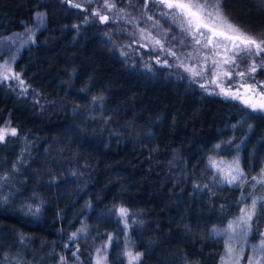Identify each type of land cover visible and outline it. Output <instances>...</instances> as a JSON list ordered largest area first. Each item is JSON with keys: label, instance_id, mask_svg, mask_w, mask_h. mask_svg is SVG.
<instances>
[{"label": "trees", "instance_id": "trees-1", "mask_svg": "<svg viewBox=\"0 0 264 264\" xmlns=\"http://www.w3.org/2000/svg\"><path fill=\"white\" fill-rule=\"evenodd\" d=\"M39 11L44 25L13 65L27 95L14 81L0 85V126L11 119L18 131L0 144V174L15 164L4 192L23 193L0 208V264H60L62 256L91 264L109 235L108 264H128L129 244L140 264H218L224 242L212 229L238 212L241 192L260 185L220 183L210 161L238 157L248 180L258 177L264 115L246 117L240 101L190 85L182 68L157 64L149 48L120 45L131 38L65 0H0V39L35 25ZM34 189L46 202L38 226L17 211ZM120 207L129 209L127 227ZM82 225L87 232L70 242Z\"/></svg>", "mask_w": 264, "mask_h": 264}, {"label": "snow or ice", "instance_id": "snow-or-ice-1", "mask_svg": "<svg viewBox=\"0 0 264 264\" xmlns=\"http://www.w3.org/2000/svg\"><path fill=\"white\" fill-rule=\"evenodd\" d=\"M88 3H92L93 0H87ZM151 2L154 9L152 15H148V4ZM258 3H264V0H257ZM144 7L140 9L144 13V17L148 21H152V27H160V21L154 19V16H159L169 25V31L172 28H176L186 38L179 41V44L184 47L191 46L194 51L184 54L188 61L192 63H186L185 59L177 55L176 51L168 48L165 49L161 40L152 36L151 32H147L144 28H139L137 24L139 35L142 40H148L149 44H141V47L151 46L152 51H156L159 47L162 52H166L168 56L175 59L174 65H168V61L164 60L162 66L182 68L184 72L189 73V84L195 85L198 83V79H203L204 83H200L199 87L204 90L208 95H223L225 100L232 101L237 100L243 105L240 107V111L244 113L246 117L254 118L252 114L264 115V81H255V74L257 72H264V35L255 36L245 31L242 27L231 22L224 9L227 7V0H143ZM76 8H81L80 4L73 5ZM131 7L135 5L129 4ZM116 3H109L108 0H104L103 8L109 12L116 10ZM92 17H99V22H109L108 15H101L100 10L97 9L91 13ZM125 9H118V18H125ZM117 17L112 18V22H115ZM135 18L126 20V23L133 24ZM84 23H88L86 17ZM37 27L44 25V14H36ZM75 27V26H74ZM32 32V30L25 28V33ZM165 36L168 35V31H165ZM172 40H176L173 36ZM19 42V43H17ZM34 32L32 35H28L27 39L23 38V34H15V38L9 37L0 39V85L6 81L16 82V87L20 89L19 94L22 96L27 95L29 86L25 84V81L21 78L20 73L14 72L12 65L16 63L17 57L20 54L21 49L25 45L34 43ZM131 47V45H129ZM204 50H209L205 52ZM121 55H126L121 53ZM7 57V59H5ZM247 64L245 71H239L240 63ZM157 64H161L159 58L156 59ZM225 66H228L227 68ZM149 67L146 65V68ZM235 73V76L239 79V83L232 84L229 88L225 89L221 87L222 80L231 79ZM211 75V79L208 76ZM184 78V77H182ZM253 80L254 83L246 84V80ZM209 85H216L220 87V91L216 92L215 89L209 90ZM259 85V87H257ZM12 87V85H9ZM232 87L236 88V91H232ZM243 89V93L240 91ZM34 91V90H33ZM98 98L94 97L95 102ZM250 110V111H249ZM242 124L243 121H240ZM236 125H233L235 128ZM251 130V125H248ZM18 131L15 127H11V119L6 122L5 126H0V144L5 143L7 137H17ZM221 145L214 146L215 149L220 148ZM237 151L239 145L236 146ZM211 165L217 168L219 173H223L220 183L232 185L236 190L245 183H250L253 188L257 184L264 187V169L258 177L254 176L251 181L244 175L243 170L239 167V158L237 157L231 164H228L227 172L220 168L219 164L215 161H210ZM223 163V162H221ZM18 169L14 164L10 173L0 174V208L10 207L16 202V199L23 195L18 189L13 188L10 192L5 194V187H11L10 176L16 173ZM54 182V181H52ZM50 182V183H52ZM207 187V185H205ZM245 199H250V205L240 209L239 215L228 222L225 229H212L213 238H221L227 236V242L224 246V254L220 257V264H241V260H244L245 264H264V233L259 231V221L264 219V196L255 197L251 192H241V198L237 203H243ZM45 201L41 199L36 190L34 189L32 194L24 199H20L19 207L17 211L20 213V219L26 223L32 224L38 222L43 215V209L45 207ZM119 217L124 218L125 227L128 226L129 209L125 207L119 208ZM257 223V227L253 228V223ZM136 223V221H133ZM87 228L82 225L81 228L73 232L69 237V241L72 242L80 234L86 233ZM255 234L260 237L259 244H249L250 254L245 258V243H247L250 234ZM29 239L25 235L18 234V240L22 246H26L25 241ZM238 239L240 241V247L233 246L231 241ZM113 243V237L108 236L107 243L101 248H97V257L95 264H107V255H101L102 252H106L107 248ZM65 247H68L65 245ZM78 251V248H77ZM128 258V264H140L141 253L135 254L129 249L123 253ZM72 257L78 260L77 252H72ZM7 259L3 253H0V261ZM12 259H16L13 257ZM20 264V261H17ZM60 264H67L65 257H60Z\"/></svg>", "mask_w": 264, "mask_h": 264}, {"label": "rangeland", "instance_id": "rangeland-1", "mask_svg": "<svg viewBox=\"0 0 264 264\" xmlns=\"http://www.w3.org/2000/svg\"><path fill=\"white\" fill-rule=\"evenodd\" d=\"M66 2H68L69 4L75 5V4H80L82 10L85 11H89L90 13H92L93 11L99 9L100 10V14L101 15H108L109 16V22L113 24L115 30L119 33V35L121 37L124 38V35L126 37L131 38L130 41L127 42H123V40L119 41L120 45H126L129 47V45H131V48H133L134 46L140 50L142 47L140 46L141 44H149L151 45V42L148 40H142L140 35H139V31L138 28L136 27V25H139V28H144L147 32H151L152 36L155 37L156 39L161 40V42L164 45L165 49H172L173 51L177 52L178 56H181L182 59H185L186 63H192V61H188L186 59V56L184 54L188 53V52H192L194 51L192 49L191 46L188 47H184L181 46L179 44V41L182 39H186L180 32L178 29L176 28H172L169 31V25L168 23H166L163 19H161L158 15L154 16V19L159 20L160 21V27L157 28H153L152 27V21H148L146 20V18H142L144 17V13L142 11H140V9H143L144 4H143V0H108L109 3L115 2L116 3V10H113L112 12L107 11L106 9L103 8V4H104V0H93L92 3H88L87 0H65ZM129 4L131 5H135V7H131L129 6ZM227 7H225L224 11L225 13L228 15V17L230 18L231 22L234 24L239 25L240 27H242L245 31L249 32L251 35H255V36H261L264 35V7H262L260 4H257L256 2H254L253 0H227ZM120 8H124L125 9V18L124 19H119L118 18V9ZM157 11V9H154L151 2L148 4V15H152L153 12ZM38 13H42V12H38ZM117 17V19L115 20V22H112V18L113 17ZM135 18V22L133 24H128L126 23V20L129 19H133ZM28 29L32 30V32H28L25 33V29L19 31V32H15L12 33L10 35H6L4 36L2 39L5 38H9V37H13L15 38V34H23V38L27 39L28 35H32V33L36 31L37 29V24L35 25H31V26H26ZM25 27V28H26ZM165 31H168V35L165 36L164 33ZM175 36L176 40H172V37ZM19 43V42H17ZM26 46V45H25ZM121 47V46H120ZM145 48V47H144ZM149 48V51L154 53V55L152 56L151 59L155 60L157 58H159L161 60V63H163L164 60L168 61V64L170 65H174L176 63L175 59L171 56H168L166 52H162L160 50L159 47L156 48V51H152L151 46L146 47ZM122 50H124L121 47ZM205 52H208L209 50H204ZM5 59H7V57H5ZM0 63H3V61H0ZM226 68L228 66H225ZM13 71L14 67L12 65ZM247 69V64L245 63H240V67H239V71H245ZM186 73V72H185ZM189 75V73H186ZM235 74V73H233ZM211 75L208 76V79H211ZM233 78V76H232ZM198 79V83H204L203 79L197 78ZM222 83H221V87L227 89L229 88L232 84H236L239 83V80H232V79H224L221 78ZM246 84H249L247 82H245ZM212 89H217L220 90V87H216V85H209V90L211 91ZM232 91H236L235 87H232ZM240 91L243 93V89H240ZM6 123L2 126H5ZM211 161H215L217 164H219L220 168L224 169V172H227V165L231 164L234 161V158L231 156L228 157H212ZM223 162V163H221ZM211 165V163H210ZM211 168L213 169L214 173H216V175L218 176V179H222L223 173H219L217 171V168L211 165ZM251 193H253V195L255 197H261L264 196V187H262L260 185L259 191H251ZM251 201L250 199H245L243 201V203H240L238 212L232 216L230 220H234L240 212V209L245 207L246 205H250ZM228 221V222H229ZM228 222L223 225V226H216V229H225L228 225ZM259 231L261 233H264V222L262 223ZM221 239L224 242V246L225 243L227 242V236L221 237ZM260 242V237L258 235L255 234H250L247 240V243H245L244 247H245V258L250 254V248L248 247L249 244H259ZM231 243L233 244L234 247L239 248L240 247V241L238 239H233L231 241ZM132 250V246L131 244L128 245L127 250ZM224 250L221 253L220 257L224 254ZM134 253V252H133ZM97 252L94 253L93 255V260L91 264H95L96 262V257H97ZM101 255H105L104 252L101 253ZM128 260V258H127ZM108 264V262H107ZM220 264V258H219V263ZM241 264H245L244 260H241Z\"/></svg>", "mask_w": 264, "mask_h": 264}]
</instances>
